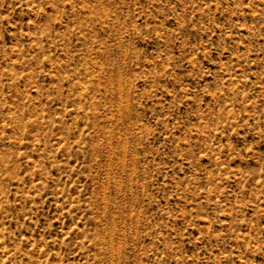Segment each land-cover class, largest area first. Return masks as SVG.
Instances as JSON below:
<instances>
[{
    "label": "rangeland",
    "instance_id": "rangeland-1",
    "mask_svg": "<svg viewBox=\"0 0 264 264\" xmlns=\"http://www.w3.org/2000/svg\"><path fill=\"white\" fill-rule=\"evenodd\" d=\"M0 264H264V0H0Z\"/></svg>",
    "mask_w": 264,
    "mask_h": 264
}]
</instances>
